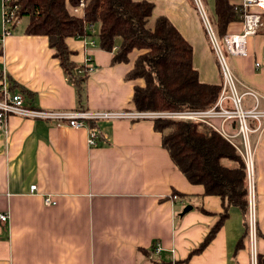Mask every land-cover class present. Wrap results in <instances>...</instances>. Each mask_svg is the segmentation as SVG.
I'll return each instance as SVG.
<instances>
[{
    "label": "crops",
    "instance_id": "obj_1",
    "mask_svg": "<svg viewBox=\"0 0 264 264\" xmlns=\"http://www.w3.org/2000/svg\"><path fill=\"white\" fill-rule=\"evenodd\" d=\"M149 1L150 22L166 16L190 43L198 80L219 83L193 1ZM73 14L82 16V9ZM261 19V30L245 38L247 54L229 55L228 64L239 82L263 96L264 107V12ZM20 20L4 35L0 3V83L6 77L11 92L21 93L27 106L135 110L133 85L142 81L125 76L136 51L128 53L127 62L112 63L116 45L112 51L99 45L89 49L96 68L80 95L47 37L26 33L28 21L18 25ZM242 27L239 20L230 21L226 33ZM66 44L73 51L70 59L82 61L81 39L70 37ZM152 124L149 118L102 120L97 145L89 146L84 128H56L46 120L8 115L6 131L0 127V212L9 215L8 221L0 220V264H250L247 217L234 205L208 243L192 252L218 220L222 200L186 180ZM251 139L255 252L264 255V129ZM172 193L182 202L171 201ZM47 195L54 203H44ZM153 241L162 247L158 256L151 255Z\"/></svg>",
    "mask_w": 264,
    "mask_h": 264
},
{
    "label": "trees",
    "instance_id": "obj_2",
    "mask_svg": "<svg viewBox=\"0 0 264 264\" xmlns=\"http://www.w3.org/2000/svg\"><path fill=\"white\" fill-rule=\"evenodd\" d=\"M83 1L82 16L69 12V6ZM18 4L16 20L28 17L26 33L44 35L59 59L64 73L83 92L85 77L74 73L75 63L66 40L90 35V25L99 24L96 39L107 51H116L112 63L127 62L128 53L136 51L126 79H140L133 85L130 100L135 110L158 111L202 109L216 99L219 83L198 80L192 66V48L164 15L151 22L153 3L149 0H14ZM192 2V0H191ZM193 4V3H192ZM235 3L213 0L207 11L210 25L218 38L226 33L230 21L237 20ZM118 38V44L115 39ZM152 127L160 132L161 145L186 180L201 184L204 194L222 200L218 220L201 243L192 250L202 249L215 234L229 206H236L247 217L245 168L233 145L209 126L191 120L153 119ZM246 214V215H245ZM191 252V253H192ZM256 255V264H264V255Z\"/></svg>",
    "mask_w": 264,
    "mask_h": 264
},
{
    "label": "built area",
    "instance_id": "obj_3",
    "mask_svg": "<svg viewBox=\"0 0 264 264\" xmlns=\"http://www.w3.org/2000/svg\"><path fill=\"white\" fill-rule=\"evenodd\" d=\"M194 9L200 15L205 29L206 38L209 41L210 49L215 57L216 65L219 70L220 86L216 94L215 101L208 107L202 109H173V110H67V109H38L27 106L24 98L19 92H11L8 87L7 78L3 77L0 83V127L6 131L7 116L19 115L26 118H34L51 122L56 128H84L87 130V145L96 146L100 137V130L97 124L102 120L113 121L115 119H155L167 118L178 120H191L193 122L209 126L216 133H219L225 140L234 146L240 154L245 168V183L247 197V240H249L248 253L250 255V264H256L255 255V226H254V168H253V150L255 143L251 139L254 133H260L264 129V107L260 105L263 98L253 89L239 82L228 64L229 55L244 56L245 38L256 34L261 30L263 24L261 13L264 12V0H239L235 3V10L240 23L243 25L239 33L228 32L218 38L214 32L206 11L204 10L202 0H192ZM2 3L3 34H10V30L16 20V9L18 4L14 0H0ZM84 2L72 6V12L81 10ZM89 26L90 35L80 36L83 44V59L75 64L74 73L85 77L90 75L96 68L94 58H92L89 49L97 47L96 34ZM259 61L253 62V67L258 68ZM239 87L243 90L240 91ZM250 100L247 102L248 99ZM31 190H37L36 184H32ZM171 201L180 200L178 195L172 193L169 195ZM182 202V201H181ZM45 204H52L54 200L47 195L44 198ZM8 213L0 212V220L8 221ZM150 252L152 256H158L162 250L161 245L153 241ZM172 264V263H171Z\"/></svg>",
    "mask_w": 264,
    "mask_h": 264
},
{
    "label": "rangeland",
    "instance_id": "obj_4",
    "mask_svg": "<svg viewBox=\"0 0 264 264\" xmlns=\"http://www.w3.org/2000/svg\"><path fill=\"white\" fill-rule=\"evenodd\" d=\"M202 2H203L204 10H205L206 12H207V11H208V12L211 11V9H212V5H211L210 1L202 0ZM27 21H28V17H26V16H22L20 22L18 23V25H19V24H25V23H27ZM94 26H95V25H94ZM94 29H95V30H98V29H97V25L94 27Z\"/></svg>",
    "mask_w": 264,
    "mask_h": 264
},
{
    "label": "water",
    "instance_id": "obj_5",
    "mask_svg": "<svg viewBox=\"0 0 264 264\" xmlns=\"http://www.w3.org/2000/svg\"><path fill=\"white\" fill-rule=\"evenodd\" d=\"M190 207H191V205H190V206H189V205L185 206V207L182 209L181 212L184 213L185 211L189 210Z\"/></svg>",
    "mask_w": 264,
    "mask_h": 264
}]
</instances>
